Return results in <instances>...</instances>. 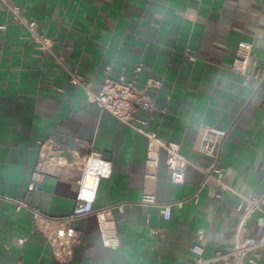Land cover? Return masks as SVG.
Instances as JSON below:
<instances>
[{
    "label": "crops",
    "instance_id": "0c3cea01",
    "mask_svg": "<svg viewBox=\"0 0 264 264\" xmlns=\"http://www.w3.org/2000/svg\"><path fill=\"white\" fill-rule=\"evenodd\" d=\"M8 1L36 22L54 53L93 91L106 77L134 79L157 107L138 117L151 115L149 129L179 143L198 166L173 183L164 151L147 165V138L90 102L0 3V264H63L33 211L69 216L80 164L92 152L112 165L95 208L112 207L120 245H102L94 216L76 219L71 225L81 242L70 264H184L194 259L197 243L209 256L230 248L239 230L264 233V212L247 204L264 193V81L256 77L264 72V0ZM240 41L251 43L256 57L246 75L232 69ZM202 126L226 131L217 164L222 186L205 181L202 169L213 159L196 150ZM54 149L66 162L30 190L40 152ZM22 202L27 206L18 207ZM168 204L166 220L161 207ZM257 264H264V251Z\"/></svg>",
    "mask_w": 264,
    "mask_h": 264
},
{
    "label": "built area",
    "instance_id": "2783aa9c",
    "mask_svg": "<svg viewBox=\"0 0 264 264\" xmlns=\"http://www.w3.org/2000/svg\"><path fill=\"white\" fill-rule=\"evenodd\" d=\"M7 9L24 24L30 32L31 42L40 49L52 55L61 64L69 75V81L83 88L88 93V99L98 105L102 110L108 111L117 120L131 127L136 132L143 134L147 138V159L149 166L156 165L161 151L165 152V163L170 171L173 183H183L186 179L187 170L195 165L192 160L185 157L181 152V145L176 142L164 141L155 131L149 129L150 115L147 119L138 117L140 111L152 113L157 109L155 102L149 94L136 86L134 79H128L121 75L116 79L106 77L98 86L97 91L91 89V84L77 72L69 69L53 51V41L40 34L37 24L34 21H27L20 13L17 6L11 5L8 0H0ZM0 28H3L0 26ZM191 60H196L194 54H189ZM256 65V57L253 53V45L247 41H240L238 44L235 60L232 69L238 73L246 75L249 66ZM142 65L136 68L141 71ZM256 77L264 81V72L258 73ZM153 84L152 81L148 82ZM62 91V90H60ZM226 137V131L216 126H202L196 150L204 156L213 159V163L203 168L205 181L214 179L219 186H222V172L217 167L219 159V148ZM43 147V145H42ZM66 162V158L61 150H42L39 155L37 167L31 177L29 189L34 190L43 180L44 176L56 165ZM195 166H198L197 164ZM112 173V165L104 159L100 153L92 152L82 159L80 164V176L77 179L78 193L76 205L73 212L64 218L53 219L33 211L37 223L41 224L40 232L50 245L53 255L59 263L70 264L74 257L75 248L81 242V233L71 223L79 218L94 216L97 220L98 230L102 245L109 249H116L120 245V238L117 222L112 214V207L95 208L97 193L100 182L103 178H109ZM91 179V181L89 180ZM221 193L216 194L220 199ZM152 197H145V201L151 202ZM248 207L259 209L264 212V193L247 200ZM25 203H18V207H26ZM171 206L163 205L161 214L164 219L171 217ZM120 210L122 205L117 206ZM204 237V231H198V240ZM22 244L24 239H20ZM195 254L193 260L184 264H257L259 255L264 251V233L259 237L242 235L238 231L233 245L225 250H218L212 255H205L204 247L197 243L191 247Z\"/></svg>",
    "mask_w": 264,
    "mask_h": 264
},
{
    "label": "bare ground",
    "instance_id": "6f19581e",
    "mask_svg": "<svg viewBox=\"0 0 264 264\" xmlns=\"http://www.w3.org/2000/svg\"><path fill=\"white\" fill-rule=\"evenodd\" d=\"M91 181V179H89Z\"/></svg>",
    "mask_w": 264,
    "mask_h": 264
}]
</instances>
